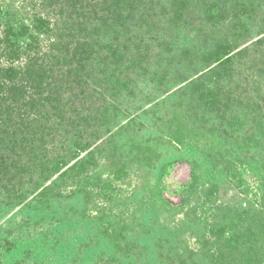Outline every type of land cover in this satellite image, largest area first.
Instances as JSON below:
<instances>
[{
    "label": "trees",
    "instance_id": "1",
    "mask_svg": "<svg viewBox=\"0 0 264 264\" xmlns=\"http://www.w3.org/2000/svg\"><path fill=\"white\" fill-rule=\"evenodd\" d=\"M236 164L264 175V0H0V264H264Z\"/></svg>",
    "mask_w": 264,
    "mask_h": 264
},
{
    "label": "rangeland",
    "instance_id": "2",
    "mask_svg": "<svg viewBox=\"0 0 264 264\" xmlns=\"http://www.w3.org/2000/svg\"><path fill=\"white\" fill-rule=\"evenodd\" d=\"M12 3V7H18L16 1ZM187 167L188 166H186V163H180L174 168L171 176L167 179L168 183L165 196L173 205L178 204L179 198L172 192L177 187L186 184L189 175ZM235 168L236 169L232 176L233 179L230 180L228 176L224 173V171H220V179L222 181V186L220 187V200L231 199L234 203H246L245 205H259V203L262 204L260 201L262 193L264 192V175L260 174L258 177H256L250 171H248L245 166L239 164H236ZM147 177L148 176L144 178L146 179ZM18 211V208L11 211L8 215L4 217V219L0 221V225L5 222L8 218H10L11 220L15 219L16 213H18ZM164 225L168 224L165 223ZM53 264H58V260L53 261Z\"/></svg>",
    "mask_w": 264,
    "mask_h": 264
}]
</instances>
